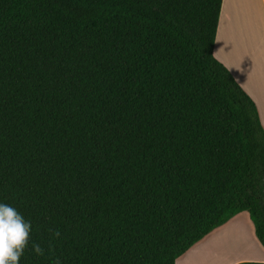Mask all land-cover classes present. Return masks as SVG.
Wrapping results in <instances>:
<instances>
[{"label":"trees","instance_id":"1","mask_svg":"<svg viewBox=\"0 0 264 264\" xmlns=\"http://www.w3.org/2000/svg\"><path fill=\"white\" fill-rule=\"evenodd\" d=\"M221 3L0 0L19 264H175L241 212L264 249V128L213 54Z\"/></svg>","mask_w":264,"mask_h":264},{"label":"crops","instance_id":"2","mask_svg":"<svg viewBox=\"0 0 264 264\" xmlns=\"http://www.w3.org/2000/svg\"><path fill=\"white\" fill-rule=\"evenodd\" d=\"M240 39L242 56L238 61V50L235 47H238ZM213 54L254 101L264 126V0H222ZM238 216V214L233 216L227 223L206 235L178 257L175 264H183L185 261V264H234L239 261H264V249L262 250V246L254 239L255 237L250 236L249 230L245 231L244 227L247 224H245V218L243 222V219L241 220ZM237 229L248 237L247 246L251 248L252 253L239 258L233 255L232 258H228L227 262L222 263L224 260L221 261V259L225 257L224 255L234 254L229 246L233 239L231 232ZM247 229H250L249 225ZM226 234H229L228 252L223 251L221 257L218 254L215 256L214 253L209 254L205 256L206 262H203L201 258L204 253L213 245L221 244Z\"/></svg>","mask_w":264,"mask_h":264},{"label":"clouds","instance_id":"3","mask_svg":"<svg viewBox=\"0 0 264 264\" xmlns=\"http://www.w3.org/2000/svg\"><path fill=\"white\" fill-rule=\"evenodd\" d=\"M32 232L30 221L18 210L6 203H0V264H19L20 257L29 245ZM59 236V232H54ZM33 251L42 254L43 249L37 243L32 245Z\"/></svg>","mask_w":264,"mask_h":264},{"label":"rangeland","instance_id":"4","mask_svg":"<svg viewBox=\"0 0 264 264\" xmlns=\"http://www.w3.org/2000/svg\"><path fill=\"white\" fill-rule=\"evenodd\" d=\"M257 16H258V14H257ZM257 25H258V17H257ZM241 38V37H240ZM237 50H238V61H240L241 60V56H242V46H241V39L239 40V44H238V47H235ZM234 77V76H233ZM235 79V78H234ZM236 80V79H235ZM237 82V81H236ZM238 83V82H237ZM239 84V83H238ZM242 88V87H241ZM254 102V101H253ZM255 104V103H254ZM255 106H256V104H255ZM256 108H257V112H258V116H259V119L261 118L260 117V112H259V109H258V107L256 106ZM262 120H260V122H261ZM261 124H262V122H261ZM263 126V125H262ZM263 128H264V126H263ZM239 216H238V218H240L241 220L243 219V222H244V218H245V231L246 232H248V230H249V232H250V236L251 237H255V235H254V232H253V227H252V224H251V221L249 220V218H248V214H247V212H241V213H239L238 214ZM248 225H249V227H250V229H247V227H248ZM232 233V235H231V237H233V239H232V243H231V245L229 244V242H228V236H229V234H226V236L224 237V241L221 243V244H218V245H213L211 248H209L205 253H204V255H203V257L201 258L202 259V261L203 262H206V260H204L205 259V256H207V255H209V254H213L214 253V256L215 255H217L218 254V256H220L221 257V253H223V251H225L226 253L228 252V250H229V247H230V250L232 251V252H234V254L232 253V254H228V255H224L223 257V259H221V261H223L222 263H225V262H227V260H228V258H232L233 257V255L235 256V257H241V256H243V255H249V254H251L252 253V250H251V248H249L247 245H248V243H249V240H248V237H246V235L245 234H243L242 233V231L241 230H239V229H237V230H235V231H232L231 232ZM234 235V236H233ZM254 239H256V237L254 238ZM214 240V239H213ZM257 240V239H256ZM228 245H230L229 247H228ZM217 248V249H216ZM262 248V247H261ZM262 250H263V248H262ZM200 258V257H199ZM213 258V257H212ZM198 259V258H197ZM201 259H199L200 261H201ZM186 263V261L183 263V264H185ZM205 264H209V263H205Z\"/></svg>","mask_w":264,"mask_h":264},{"label":"bare ground","instance_id":"5","mask_svg":"<svg viewBox=\"0 0 264 264\" xmlns=\"http://www.w3.org/2000/svg\"><path fill=\"white\" fill-rule=\"evenodd\" d=\"M234 236V235H233ZM198 263V262H197Z\"/></svg>","mask_w":264,"mask_h":264}]
</instances>
